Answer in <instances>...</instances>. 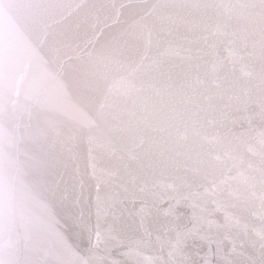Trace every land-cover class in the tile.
I'll use <instances>...</instances> for the list:
<instances>
[{
	"label": "water",
	"instance_id": "obj_1",
	"mask_svg": "<svg viewBox=\"0 0 264 264\" xmlns=\"http://www.w3.org/2000/svg\"><path fill=\"white\" fill-rule=\"evenodd\" d=\"M0 264H264V0H0Z\"/></svg>",
	"mask_w": 264,
	"mask_h": 264
}]
</instances>
